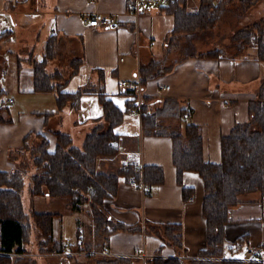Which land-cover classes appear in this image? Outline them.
<instances>
[{"label": "crops", "instance_id": "0c3cea01", "mask_svg": "<svg viewBox=\"0 0 264 264\" xmlns=\"http://www.w3.org/2000/svg\"><path fill=\"white\" fill-rule=\"evenodd\" d=\"M128 1L0 0V17L6 21L1 27L7 28L0 30V45L5 39L13 44L7 49L6 61L0 62V90L3 91L0 96V169L12 170L19 157L27 153L23 145L31 147V143L43 136L49 141V148L54 150L56 131L69 133L73 144L81 145L86 134L103 120L98 91L93 87L103 88L121 107H125L130 96L122 91L133 85L140 66L152 60L161 61L166 69L169 66V70L147 82L143 97L161 99L170 96L182 104L185 102L184 105L191 110L192 121L202 127L206 159L219 161L222 135L227 134L236 122L248 117V104L255 99L262 84L259 80L264 60L253 56L235 63L225 57L199 54L183 59L176 57L168 64V41L163 39L156 44L155 37L145 32L150 41L142 42L141 35L146 30L152 31L154 18L162 24L163 30L170 32L174 17L150 7L142 8L136 16L127 10ZM190 1L194 2L183 0L185 4ZM195 2L199 3L198 0ZM95 12L113 16L114 24L110 27L90 25L85 17ZM10 21L18 27L10 28ZM52 37H55L54 56L47 61V70L61 71L66 92L91 87L80 97L78 108L67 103L58 109L56 91L34 90L33 64L43 59L45 47ZM59 53L67 58L58 61ZM75 68L77 70L73 72ZM11 78L12 88L18 95L16 98L10 95L13 93L10 88V94L5 98L7 88L3 85ZM122 80L131 83L121 86L119 82ZM9 98H13L11 103ZM116 132L121 135L119 153L99 157L97 169L116 171L127 160L142 165L158 164L163 169L164 181L153 186L151 194H146L132 185L126 176L120 175L117 193L107 204L113 220L141 225L143 230L147 221L180 223L183 246L179 249L169 244L160 227V235L143 230H119L110 235L108 248L98 253L131 258L134 264L142 262V258L135 254L136 249L145 253L146 264H149L147 259L155 256H179L184 260L196 258L206 243V223L201 210L204 190L200 175L194 171L184 172L183 185L195 189L193 197L184 200L182 185L176 180L171 138L144 134L141 115L134 108L125 113ZM120 154L124 158L119 159ZM245 196L244 202L230 211L226 239L233 241L244 234L248 253L251 254L250 249L258 251V258L264 261V196L260 192ZM54 235L57 238L56 218ZM80 252L67 247L64 252L46 256L59 259V264H73L71 255Z\"/></svg>", "mask_w": 264, "mask_h": 264}, {"label": "trees", "instance_id": "16d2710c", "mask_svg": "<svg viewBox=\"0 0 264 264\" xmlns=\"http://www.w3.org/2000/svg\"><path fill=\"white\" fill-rule=\"evenodd\" d=\"M223 5L224 2L216 3L215 0H200L195 9H188L183 0L161 5L160 9L163 12L174 17L173 28L165 41L167 40L169 45L177 34L189 35L198 30L212 28L221 15ZM4 34L5 32L1 38ZM233 38L239 40V47L254 44L255 58L264 60V14L261 18L258 17L239 28ZM54 40L55 37L50 38L43 59L33 64L34 90L56 91L58 109H62L67 103L78 108L80 97L91 87L66 92L63 90L64 81L62 85L52 82L54 74L59 70L51 73L46 65L54 56ZM200 56L224 57L219 47ZM76 70L75 68L73 72ZM167 70L169 68L165 69L161 61L152 60L147 65H141L139 73L142 88L144 89L150 79ZM59 72L61 75V71ZM93 88L98 91L103 120L86 134L82 147L73 144L69 133L56 131L57 145L51 150L47 138L41 135L43 137L40 144L32 149L35 172L30 178L29 193L32 200L37 195L65 197L71 212H79L87 205L98 240L97 250H91L89 243H83L88 248L80 247L79 250H85L88 257L94 258V264H134L131 258L98 253L108 248L112 233L119 230H143L141 225L114 221L107 204L117 193L120 175L126 176L129 181L142 177L148 188L145 193L151 194L153 186L164 181V172L158 164L143 165L142 176L139 169L126 164L111 172L97 169L99 157L115 156L119 153L121 135L116 132V127L123 121L125 113L137 106L138 95L135 86L122 91L130 98L125 101L126 106L121 107L103 88ZM2 94L3 91L0 90V96ZM190 113L189 107L174 97L142 98L140 114L142 131L147 135H166L171 138L176 180L182 185L184 200L192 198L195 192L194 187L183 185L184 172H197L202 179L204 194L201 210L206 223V243L193 259L155 256L147 259V262L264 264L263 260L253 256L250 259L235 257V252L247 244V238L243 234L233 241H228L225 231L230 220V211L244 202L243 195L260 192L264 196V82L258 88L255 99L248 104V117L236 122L227 134L222 135L220 159L217 162L206 159L202 127L188 119ZM176 120L178 122H175ZM27 169L28 166L26 167L21 157L15 162L12 170L0 169V264H37L32 257H23L28 251L31 219L40 234L38 241L40 253L64 252L70 244V241L66 242L54 235V220L60 216V212L38 211L34 208L31 216L25 212L21 191ZM159 227L163 230V236L168 243L181 249L182 225L175 222L151 223L143 231L160 235ZM81 234L78 229L76 238L80 244L83 242ZM11 253L17 255L11 256Z\"/></svg>", "mask_w": 264, "mask_h": 264}, {"label": "rangeland", "instance_id": "374dc122", "mask_svg": "<svg viewBox=\"0 0 264 264\" xmlns=\"http://www.w3.org/2000/svg\"><path fill=\"white\" fill-rule=\"evenodd\" d=\"M188 2L187 7L188 9H194L196 8L199 3L195 2ZM216 3L224 2L223 8L221 10V15L215 25L206 30H198L194 34L184 35V34H177L174 39L171 41L169 46L167 47L168 52L166 54H170V59L168 60V64L171 63V59H175L176 57L183 59L185 56H196L199 54L206 53L210 50H213L217 47H219L222 51V54L225 58H228L230 61L233 60V62H238V60L251 57H255V47L254 44L245 45L244 47H239V40L234 39L235 32L243 27L244 25L248 24L250 21L261 18V16L264 14V9L262 8V5L264 4V0H215ZM245 2V3H244ZM151 9H155L157 12H163L160 9V6L150 5L148 6ZM142 9V8H141ZM165 13V12H163ZM6 21H2L0 17V29L1 31L7 29L6 27H1ZM8 24V23H7ZM9 26L12 29H16L18 25L15 23L13 24L11 21L9 22ZM0 31V32H1ZM152 34L153 37L156 39V44H159L163 39H166L167 33L169 31L163 30V26L160 22L156 21V19H153L152 22V31L146 30L141 35V41H150V36L146 33ZM244 45V44H241ZM240 45V46H241ZM13 44L9 40H4L2 44L0 45V62L6 61V57H8L7 49L12 47ZM60 57L57 58L58 61H62L63 58H67L64 55L62 56V53H59ZM5 59V60H4ZM64 63V62H63ZM62 63V64H63ZM165 67V66H164ZM169 68V66H168ZM166 69V67H165ZM57 70L52 71L51 73H55ZM60 71V70H59ZM57 72L54 74V79L52 82L58 83V85H62L64 81V76L62 74L60 75V72ZM10 72V71H9ZM58 74V75H57ZM260 83L264 82V69L263 73L261 74ZM13 78L9 80L8 84H4L3 86L7 88V91L4 93L3 97H7L10 94V88L12 89L13 93L10 94L14 98L17 97L18 92H16L13 87ZM185 104V102H183ZM190 121L192 119L188 118ZM41 140L36 141L34 143H31V147L28 145H25L26 152L24 155L20 156L26 164V167L28 166L27 173L25 175V181L22 188V199H23V207L25 212L30 214L32 212V208L38 211H45V210H51V211H58L60 212V216L56 217V236L57 238H62L65 240L68 238L72 243L69 244L68 249L71 250H79L80 247H84L85 249L88 248L86 245H83V243H89L91 250H95L97 236L94 232V226L92 217L90 216V213L88 212V206L84 205L82 207V210L79 212H71L69 209V206L67 204V199L65 197H49L47 195L42 196H35L32 200L31 195L29 193V182L31 175L35 172V167L33 165L32 161V149L35 148L38 144H40ZM83 144V142H81ZM75 144V143H74ZM82 144L79 145V147H82ZM77 146V145H76ZM118 158H124V155H119ZM22 164V163H20ZM247 195V194H245ZM243 195V197H247ZM138 210V209H137ZM140 212V211H139ZM77 219L79 220L77 222ZM31 234L29 237V242L27 243L28 251L27 253L23 254V257H32L34 258V261L37 264H59V259L57 258H51L50 256H46V254H49L50 252L46 253H40L39 247H38V241L40 239V234L37 230V228L34 227L33 221L31 219ZM151 223L147 221L146 228L149 227ZM79 228V231H81V238L82 243L80 244L77 241L76 238V231L77 227ZM70 243V242H69ZM246 245H243L240 250L235 252L234 256L240 257V258H252L251 254L248 253V250L246 249ZM83 248V249H84ZM97 250V249H96ZM99 250V249H98ZM81 251V252H80ZM85 250H79L80 253L76 255H71L73 257L74 261H79L84 264H94V258L88 257L85 252L82 253ZM258 252V251H256ZM259 253V252H258ZM11 256L17 255L16 253H11ZM45 254V256H44ZM100 255V254H97ZM68 256V255H67ZM78 258H74V257ZM146 257V255H145ZM141 258V257H140ZM72 262V263H73ZM142 264L143 259H142Z\"/></svg>", "mask_w": 264, "mask_h": 264}, {"label": "built area", "instance_id": "2783aa9c", "mask_svg": "<svg viewBox=\"0 0 264 264\" xmlns=\"http://www.w3.org/2000/svg\"><path fill=\"white\" fill-rule=\"evenodd\" d=\"M172 1L175 0H129L127 3V10L131 13H133L134 15L138 16L142 9L144 7H148L150 5H155V6H161V5H165L168 4ZM85 20L92 26L95 27H99V26H104V27H110L114 24L115 19L113 16L111 15H107L101 12H95L93 14L90 15H86ZM131 82L128 80H122L119 82V85L121 86H126L128 84H130ZM132 86H135L137 88V106L134 107V110L136 112H138L139 114H141V104H142V98H143V88L141 85V76L140 73L138 72L136 77H135V81L132 83ZM131 87V86H130ZM168 88V86H166ZM13 101V98H9V102L11 103ZM126 165H132L134 168L139 169L141 172V176H142V172H143V165L141 162H132L127 160L125 162ZM130 183L134 186H136L137 188L141 189L143 192H145L148 188L145 185L143 178L141 177V179H131ZM66 242H69L70 240L68 238L65 239ZM250 252L252 253V256L255 258H258L260 256V254L258 252H256V250H252L250 249ZM103 253H105V251H103ZM135 254L138 255L139 257H141L143 259V263L146 264V260H145V253H142L140 251V249H136L135 250Z\"/></svg>", "mask_w": 264, "mask_h": 264}, {"label": "bare ground", "instance_id": "6f19581e", "mask_svg": "<svg viewBox=\"0 0 264 264\" xmlns=\"http://www.w3.org/2000/svg\"><path fill=\"white\" fill-rule=\"evenodd\" d=\"M72 141H73V139H72ZM106 158V157H105ZM133 167V166H132Z\"/></svg>", "mask_w": 264, "mask_h": 264}]
</instances>
